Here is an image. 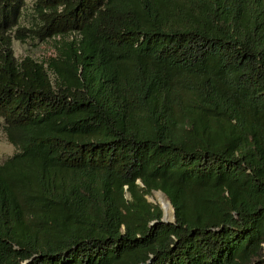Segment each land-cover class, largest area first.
I'll return each instance as SVG.
<instances>
[{
    "label": "trees",
    "instance_id": "1",
    "mask_svg": "<svg viewBox=\"0 0 264 264\" xmlns=\"http://www.w3.org/2000/svg\"><path fill=\"white\" fill-rule=\"evenodd\" d=\"M0 118V264H264V0H0Z\"/></svg>",
    "mask_w": 264,
    "mask_h": 264
},
{
    "label": "rangeland",
    "instance_id": "2",
    "mask_svg": "<svg viewBox=\"0 0 264 264\" xmlns=\"http://www.w3.org/2000/svg\"><path fill=\"white\" fill-rule=\"evenodd\" d=\"M33 0H28V5L32 4ZM26 24L25 21L22 22ZM13 48L15 51V55L18 58H22L25 55H32L35 58H43L44 56L50 54L52 52V42L45 41L42 42L39 39H27L26 41H21L14 39L13 40ZM16 152V148L13 144H11L3 129V119L0 118V163L7 159L9 156H12ZM147 198L150 202L158 204V200L156 194L152 192V194L147 195ZM174 214V211H173Z\"/></svg>",
    "mask_w": 264,
    "mask_h": 264
},
{
    "label": "bare ground",
    "instance_id": "3",
    "mask_svg": "<svg viewBox=\"0 0 264 264\" xmlns=\"http://www.w3.org/2000/svg\"><path fill=\"white\" fill-rule=\"evenodd\" d=\"M155 194H156L158 203L164 208L166 218L168 220H173L174 219L173 208L168 198L165 197L164 194L160 192L159 193L157 192Z\"/></svg>",
    "mask_w": 264,
    "mask_h": 264
},
{
    "label": "water",
    "instance_id": "4",
    "mask_svg": "<svg viewBox=\"0 0 264 264\" xmlns=\"http://www.w3.org/2000/svg\"><path fill=\"white\" fill-rule=\"evenodd\" d=\"M163 193L164 194V196L165 197H167V195L163 192V191H161V190H153V193ZM168 198V197H167ZM169 200V199H168ZM170 201V200H169ZM170 203H171V201H170ZM171 205H172V203H171ZM160 207H161V209L163 210V218H162V222H165V223H174L175 222V213H174V219L173 220H168L167 218H166V214H165V212H164V208L160 205ZM172 208H173V211H174V207H173V205H172Z\"/></svg>",
    "mask_w": 264,
    "mask_h": 264
}]
</instances>
